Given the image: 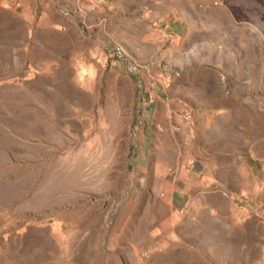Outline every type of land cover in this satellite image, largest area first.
<instances>
[{
  "label": "rangeland",
  "instance_id": "1",
  "mask_svg": "<svg viewBox=\"0 0 264 264\" xmlns=\"http://www.w3.org/2000/svg\"><path fill=\"white\" fill-rule=\"evenodd\" d=\"M51 1L0 0V264H264V0L94 61Z\"/></svg>",
  "mask_w": 264,
  "mask_h": 264
},
{
  "label": "crops",
  "instance_id": "2",
  "mask_svg": "<svg viewBox=\"0 0 264 264\" xmlns=\"http://www.w3.org/2000/svg\"><path fill=\"white\" fill-rule=\"evenodd\" d=\"M13 1L16 5L21 6L20 9L23 14H34L35 25L38 19L50 21L55 15H58L57 13L53 14L55 9L52 8L51 0H47L45 5H42L44 0ZM54 1L59 2V6L69 10L78 8V11L75 12L79 14L83 27L88 28L84 38L87 39V45L91 43V51L86 50V52L94 54V57H89L87 60L94 61L97 59V55L101 54L99 44L103 49L112 47L111 54L113 56L114 49L120 46L136 58H146L145 49L147 48L148 53H150V49L153 50L156 45H162L159 48L161 53L169 52L166 43L176 46L178 44L176 42L182 41L185 34L186 22L182 18L187 11V6L184 0ZM88 3L93 4L92 9H86ZM59 9L61 7L58 8V11ZM68 18L65 16L62 20L65 21ZM101 25L104 29L103 34L100 33ZM151 26L156 31L153 35H158V39L150 35ZM89 28L94 31L92 36H87ZM82 69L84 71V66Z\"/></svg>",
  "mask_w": 264,
  "mask_h": 264
},
{
  "label": "built area",
  "instance_id": "3",
  "mask_svg": "<svg viewBox=\"0 0 264 264\" xmlns=\"http://www.w3.org/2000/svg\"><path fill=\"white\" fill-rule=\"evenodd\" d=\"M93 7V4L92 3H88L87 5H86V8L87 9H89V8H92ZM114 53L116 54V55H123V53H122V50L121 49H119V48H115L114 49ZM132 64H134V65H132V68H134L137 64L136 63H132ZM188 117V113H184V118H187Z\"/></svg>",
  "mask_w": 264,
  "mask_h": 264
}]
</instances>
